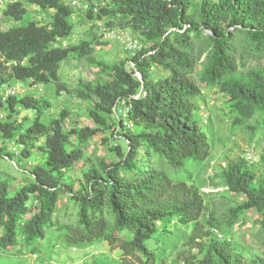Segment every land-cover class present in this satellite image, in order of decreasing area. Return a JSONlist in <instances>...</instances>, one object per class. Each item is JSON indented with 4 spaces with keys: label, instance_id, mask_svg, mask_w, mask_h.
I'll use <instances>...</instances> for the list:
<instances>
[{
    "label": "trees",
    "instance_id": "trees-1",
    "mask_svg": "<svg viewBox=\"0 0 264 264\" xmlns=\"http://www.w3.org/2000/svg\"><path fill=\"white\" fill-rule=\"evenodd\" d=\"M67 1L71 0H29L41 10L51 11L49 22L41 24L31 20L25 25H6V30L0 29V113L8 112V118H0V135L24 148L20 153L24 160L33 158L35 153L43 157V162L32 169L33 179L13 193L7 179L0 178V246L10 248L20 236L28 243L44 239L47 228L53 226L60 191L67 190L78 207L81 226L74 237L79 242L106 239L118 243L122 256L108 264H137L130 258L136 254L146 258L141 264H155L154 254L146 242L166 220L194 224L196 235L192 239L193 242L200 240L194 244L203 257H195L192 264H248L229 239L218 238L214 232L218 229L212 221H209L210 230L202 233L199 219L205 207L197 187L175 182L165 170L149 165L142 169L137 157L145 146V156L152 149L171 167L184 169L189 161L199 165L211 155L209 138L196 115L195 99L202 96L203 88L190 78L195 64L190 52L194 40L199 38L194 34L211 32L205 39L208 47L202 78L206 86L218 85L231 108L242 117L264 110V70L236 75L232 38L222 25L228 17L227 26L246 30L255 50L264 53V5L259 0H204L200 7L193 6V0H104L96 16H106L109 25L113 24V18H121L128 30L141 31L145 38L146 46L132 59L142 78L128 71L126 65L130 58L114 66L112 81L95 87L87 85L88 97L81 95L96 98L90 116L101 129L85 127L66 131L63 116L49 124L42 120L51 107L48 101L29 95L3 101L2 93L13 82L56 83L59 91L64 90L59 85L61 63L71 52L79 55L90 52L85 46H56L72 33L70 20L75 9ZM26 14L20 2L8 5L4 11L15 23L22 22ZM152 64L162 67L169 75L151 79ZM140 91L142 96L132 100L134 131L125 133L122 129L116 134L114 105L119 98H128ZM19 109L37 112L33 123L22 131V125L12 120ZM105 127L126 140L127 153L122 154L121 147H116L122 160L116 165L104 166V173L89 169L84 173L83 186L74 191L73 183L63 180L82 159L83 152L69 145L70 138L76 135L79 141H87ZM137 130L140 131L136 133ZM1 152L3 149L0 156L15 157V152ZM121 169L134 172L133 178L125 179ZM224 179L232 192L247 198L231 210L232 220L246 210L257 209L263 215L264 226V186L254 185L255 176L242 162L230 165ZM33 200L39 209L35 213L31 209ZM105 206L115 215L111 230L102 216ZM209 236L212 239L204 242L203 238ZM38 262L44 259L39 258Z\"/></svg>",
    "mask_w": 264,
    "mask_h": 264
},
{
    "label": "rangeland",
    "instance_id": "rangeland-1",
    "mask_svg": "<svg viewBox=\"0 0 264 264\" xmlns=\"http://www.w3.org/2000/svg\"><path fill=\"white\" fill-rule=\"evenodd\" d=\"M78 1L101 2V0ZM259 1L264 5V0ZM17 2H20L27 10V14L20 23H15L4 15L7 6ZM203 2L204 0H193V6L200 7ZM50 16L51 11L41 10L29 0H0V22L10 27L25 25L31 20L47 24ZM120 20L121 18H113V24L109 25L106 16H96L80 7L76 8L70 20L73 26L71 35L59 41L56 46L68 48L85 46L90 52L83 55L71 52L69 57L61 63L59 85L64 90L59 91L56 83L34 85L31 82H13L10 87L18 90L17 97L29 95L51 104L42 117L46 124L63 116V126L66 131L85 127L101 129L90 116L96 98L82 96L89 95L87 85L95 87L97 84L112 81L113 67L128 60L129 53L122 43L106 41L101 36L103 27L115 28L118 31L127 29L128 27ZM229 23L230 19L227 17L222 25L232 38L237 64L236 75H244L256 69L264 70V53L255 50L246 30L236 26L229 27L227 26ZM128 31L138 39L142 48L146 46L141 31ZM210 35L211 32L206 30L199 36L194 34V37L199 38L194 40L193 50L190 52L195 62L190 78L204 91L202 96L195 99V103L196 115L201 120V129L208 136L211 145L209 159L199 165L189 161L186 168L175 169L152 149H149L148 156H145L146 147L143 146L139 150L137 161L138 163L140 161L139 165L142 169L149 165L154 169L165 170L175 182L182 181L197 187L204 199L205 207L199 219L203 227L202 233L210 230L209 221H212L223 238L230 240L235 251L242 254L248 264H264L263 215L257 209H249L239 215L236 220H232L231 210L245 203L247 198L245 195L232 192L224 179V173L230 165L242 162L245 168L255 176L254 185L264 186V110H257L251 117H242L231 108L228 97L218 85L206 86L202 72L205 66V50L208 47L205 39ZM126 67L134 77H137V71L131 63L128 62ZM168 75V71L162 67L156 64L151 65V79L157 80ZM2 113L4 119L6 116L8 118V112L3 110ZM204 114L207 115L204 117ZM36 116L35 110L19 109L18 115H15L12 120L22 125V131L33 123ZM139 131L137 130L136 133ZM114 134L112 129L107 130L105 127L87 141H79L77 136L73 135L69 145L81 149L83 156L73 170L68 172L63 182L67 180L72 182L74 191H78L85 183L86 171L95 169L104 173V166L118 164L122 157L118 154L116 147H121L122 154H125L127 144L123 137ZM0 149H3L2 154L15 152V157L12 159L0 156V178L7 179L13 193L18 187L33 179L32 169L43 162V157L40 153H35L33 158L24 160L20 156L24 148L16 141L6 140L1 135ZM247 149L254 150L256 162L251 164L245 160ZM120 173L125 179H132L134 175V172L130 173L125 169H121ZM31 209L32 213L37 212L38 204L31 202ZM102 216L111 230L115 224V215L108 206L104 207ZM52 220L53 226L47 228L44 239L28 243L20 236L16 245L7 249L0 246V264H35L39 258L44 259V262L57 261L60 264H79L82 261L85 264H108L122 256L117 242L111 243L106 239L79 242L74 237L81 226L78 207L71 200L67 190L60 191ZM172 221H164L159 226L158 233L146 242L149 251L154 254L155 264H192L195 257L201 259L203 255L194 244L200 240L193 242L192 239L196 235L194 224L182 225L175 220ZM210 239H212L210 236L204 237L203 241L208 242ZM130 258L137 264L146 260L141 254L130 256Z\"/></svg>",
    "mask_w": 264,
    "mask_h": 264
},
{
    "label": "built area",
    "instance_id": "built-area-1",
    "mask_svg": "<svg viewBox=\"0 0 264 264\" xmlns=\"http://www.w3.org/2000/svg\"><path fill=\"white\" fill-rule=\"evenodd\" d=\"M67 4L76 9L80 7L86 12H92L94 15H97L100 11V8L104 6L105 1L101 0L99 3H81L78 0H71L67 1ZM8 27L0 22V29L1 30H6ZM101 36L103 37V40L110 41V42H118L122 43L125 48L127 49L129 53V58L131 65L133 68L136 70L135 63L133 62L132 59H134L137 55V53L142 49V44L136 39L127 29L124 30H117L115 28H107L103 27L101 28ZM137 73V77L141 79V74L139 72ZM204 91H202L203 93ZM18 90L14 87H5L3 89L2 93V99L3 101L8 100L9 97H14L17 96ZM143 94V91H140L138 94L126 97V98H119L114 105L112 111H113V116L115 117L117 123H118V129L116 131V134L118 131H121L122 129L124 132H129V131H134L135 129V122L132 119V110H133V105H132V100L139 99ZM207 114H204V117ZM0 118H3V113H0ZM205 121V120H204ZM120 137V136H119ZM253 149H247V152L245 154V160L249 163H254L256 162V157L253 153ZM215 234H217L218 238L221 239L223 236L220 234L218 230H214ZM35 264H60L57 261H51V262H36ZM79 264H84V262H80Z\"/></svg>",
    "mask_w": 264,
    "mask_h": 264
},
{
    "label": "water",
    "instance_id": "water-1",
    "mask_svg": "<svg viewBox=\"0 0 264 264\" xmlns=\"http://www.w3.org/2000/svg\"><path fill=\"white\" fill-rule=\"evenodd\" d=\"M142 78V77H141Z\"/></svg>",
    "mask_w": 264,
    "mask_h": 264
}]
</instances>
